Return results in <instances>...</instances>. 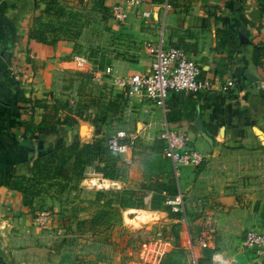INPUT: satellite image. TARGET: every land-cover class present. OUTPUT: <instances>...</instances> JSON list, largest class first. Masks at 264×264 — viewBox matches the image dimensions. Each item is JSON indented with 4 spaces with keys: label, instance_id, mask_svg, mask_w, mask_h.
<instances>
[{
    "label": "crops",
    "instance_id": "0c3cea01",
    "mask_svg": "<svg viewBox=\"0 0 264 264\" xmlns=\"http://www.w3.org/2000/svg\"><path fill=\"white\" fill-rule=\"evenodd\" d=\"M95 1L60 0L78 12L79 33L76 37L57 34L49 43L28 36L32 17L42 9L44 0H0V264L153 261V257L141 261L92 257L94 234L90 231L96 190L122 186L144 191V205L138 207L143 209L126 207L124 213H133L135 218L123 214V222L141 225L161 216L185 227L189 249L190 243L204 238L219 251L221 262L209 264H264V250L240 246L246 229H264V0H140L124 24L110 13V6L122 0H98L103 7ZM142 11L148 16L143 17ZM225 27L232 33L219 43L217 30ZM45 33L47 37L52 34ZM157 45L183 48L213 87L197 93L170 91L163 111L150 99L125 96L104 78L96 94L100 101L117 108L105 110V115L115 124L113 129L123 128L140 141L146 163L143 154L126 148L119 154L125 163L121 179L102 177L90 164L78 181L60 190L55 184L47 186L30 206L23 204L21 193L7 186V177L27 174L32 158L49 146L82 141L78 136L80 114H70L60 117L53 130L32 134L30 145L21 143L24 128L18 120L37 122L42 113L32 101L49 102L63 74L100 70L102 67L91 70L100 56L120 71H146L151 48ZM76 54L83 55L85 62L75 61ZM19 91L29 102H18L22 108L16 117L15 106L22 101L17 100ZM106 121L97 124L107 125ZM164 123L182 130L188 146L203 154L198 165L173 167L157 138ZM90 125V134L106 138L101 131L107 130L101 128L98 133ZM169 173L175 184L170 196L182 193L179 216L167 217L164 209L152 207L153 191L146 187L154 180L166 182ZM94 180H104L108 186L98 187ZM39 210L47 214L45 223L34 219ZM165 235L164 241L169 243L172 234L167 231ZM153 239H159L156 233Z\"/></svg>",
    "mask_w": 264,
    "mask_h": 264
},
{
    "label": "trees",
    "instance_id": "16d2710c",
    "mask_svg": "<svg viewBox=\"0 0 264 264\" xmlns=\"http://www.w3.org/2000/svg\"><path fill=\"white\" fill-rule=\"evenodd\" d=\"M81 3L82 0H76ZM100 7L99 1L96 0ZM264 6V2L261 4ZM78 12L65 7L60 0H44V6L40 9L39 13L33 15L32 25L28 30V36L35 38L39 41L52 43L55 40L57 34L76 37L79 33V25L77 22ZM52 34L47 37L48 33ZM232 31L230 28H221L217 30L219 35V43L227 41ZM99 62L98 68L103 67L104 64L108 63L107 59L100 56L96 59ZM95 62V61H94ZM17 104L14 111V115L19 117L20 110L22 108L18 102H29L28 97H25L21 91L17 94ZM34 105L42 108V113L37 122L32 120H25L20 118L18 122L23 126L24 133L20 137V142L23 144L30 145L34 133L50 131L55 128L57 122H59L58 115L63 108L67 107L66 101H32ZM104 108L94 110L90 107H85V113L80 114L84 119L89 117L92 119V124H97L105 118V110L113 108L112 103L105 102ZM91 109V112L87 110ZM13 115V116H14ZM65 117L68 115L65 114ZM94 122V123H93ZM96 132V131H95ZM133 153H138L141 156L143 162L146 163V158L143 145L137 138L133 139L131 144ZM118 154L115 151L109 149L106 145V140L101 136H93L90 140H74L69 143H59L53 146H49L42 150L39 154L35 155L30 164L28 165L27 174H12L7 177L6 184L8 187L18 190L21 193L22 203L30 206L33 198L39 194L42 189L50 185H57L58 189H63L65 186L71 184V182L78 181L84 172L86 166L93 164L94 169L99 171L102 177L105 178H116L119 174V166L123 168L124 162L118 156L112 155ZM148 159V158H147ZM97 160L98 163L94 164ZM101 165H98L99 163ZM151 172L147 174L150 176ZM156 175V173H154ZM152 180L154 177H149ZM147 188L151 189L154 194H161L162 190L164 194L167 191L168 195H171L175 191L174 179L171 174L166 175V182H160L154 180L153 183L148 184ZM152 202V199H151ZM192 253L195 256V261L198 264V257H203L206 264L210 263L209 257L211 253L210 248H203L199 245H192Z\"/></svg>",
    "mask_w": 264,
    "mask_h": 264
},
{
    "label": "rangeland",
    "instance_id": "374dc122",
    "mask_svg": "<svg viewBox=\"0 0 264 264\" xmlns=\"http://www.w3.org/2000/svg\"><path fill=\"white\" fill-rule=\"evenodd\" d=\"M94 61L95 64L91 65L92 71L94 70V67L99 66L98 60L95 59ZM59 79L60 82L57 83L58 85H55L54 93H50V97L48 98L49 101L59 100L67 102L68 108H63L62 111H60L58 118H65V114L68 116L70 114L77 116L79 115L78 113H83L85 111V107H90L94 110H99L100 108L105 107V101H100V96L96 94L99 84L94 82L91 73L87 72L81 75L63 74L61 75V77H59ZM112 110L113 108L110 109V111ZM113 111H117V108ZM106 118L108 121H106L105 124L107 125L98 126V124H94V130L98 133H100L99 130H101V128L107 130V132L104 130L101 131L103 136L109 135L116 128L115 127L113 129V127L115 126L114 123L110 124L109 120L111 118L105 115L104 119ZM80 120H84L85 122L90 123L92 122V119L89 117H86V119H84L82 116H80ZM93 136V134H90L89 136H86L82 141L86 139L90 140V138H92ZM135 154L139 155L138 153ZM112 155H116L122 160L121 155ZM101 164L102 163L100 162L98 165ZM94 171L101 174L95 169ZM118 172L119 174L125 172V163L123 165V168H120L119 166ZM86 176L88 177L93 175L87 174ZM121 176L122 175L120 174L116 176V178L111 179H121ZM95 184L98 185V187L108 186L102 185L101 183ZM96 191L98 199H95L92 203L93 226H91L92 231H90L91 235L94 234L92 236L94 239L92 257H117L121 258L122 260L132 259L134 261H141L143 259L142 257L150 256L153 257V261H145L143 259V264H193L192 258L195 256L192 253V245L197 244L193 242L191 245V249L187 247V230L184 226V229H182L179 223H173V221L167 222L166 218H163L159 215V218L142 223L141 225L129 222L127 220L123 222V214H127L128 217L130 216V219L135 218L134 215L132 216L133 213H124V209L126 207L127 209H143L138 208L144 205L142 197L144 193L143 190L139 189V187L132 188L122 186L103 188L99 190L97 189ZM165 192L166 193H162V195L154 194L155 196L152 198L151 206L164 209L165 214L163 213V215L167 217L177 216L178 214L182 215L178 211L177 213H172L169 205L164 202L165 195H168L167 191ZM181 220L183 221V217L181 218ZM169 225L171 226L169 227ZM156 231L160 232V238L154 240L153 238ZM167 231H170L172 234V240L169 243H165L164 241V237ZM153 247L157 248L152 249ZM241 248H243V250H255V247ZM153 250L154 252H152ZM198 258V264H206L203 257Z\"/></svg>",
    "mask_w": 264,
    "mask_h": 264
},
{
    "label": "built area",
    "instance_id": "2783aa9c",
    "mask_svg": "<svg viewBox=\"0 0 264 264\" xmlns=\"http://www.w3.org/2000/svg\"><path fill=\"white\" fill-rule=\"evenodd\" d=\"M122 1L123 3H114L110 6V13L119 24L126 23L131 9L136 8L140 3V0ZM141 14L143 17L148 16L147 11H142ZM151 54L152 60L146 71H120L111 62H108L100 70L91 73L92 79L100 84L104 78H107L110 84L118 87L125 96L137 95L150 99L163 111L166 108L164 99L170 91L197 93L210 90L213 87L211 79L201 73L198 62L183 48L174 45L167 47L157 45L151 48ZM73 58L78 63L85 62V58L81 54H76ZM87 111L91 112V109ZM121 138H125V140H121ZM157 138L162 140V150L172 161L174 168L183 164L196 166L203 159L201 152L188 146L187 138L182 130L164 123L157 132ZM133 139L134 135L126 133L123 128H115L105 138L107 147L118 154L126 148H130ZM162 192L164 193V191ZM164 202L169 205L171 210L182 212V193L180 191L172 196L165 195ZM34 219L40 223H45L48 220L47 214L43 210L37 211ZM156 237L160 238L159 231L156 232ZM196 244L211 249L209 257L211 263L212 261L221 262L219 251L209 245L206 239L198 238ZM191 245L192 243H190ZM240 246L255 247L256 252H262L264 250V229H246L240 239ZM100 264L110 263L103 261ZM194 264H197L196 261Z\"/></svg>",
    "mask_w": 264,
    "mask_h": 264
},
{
    "label": "water",
    "instance_id": "95a60500",
    "mask_svg": "<svg viewBox=\"0 0 264 264\" xmlns=\"http://www.w3.org/2000/svg\"><path fill=\"white\" fill-rule=\"evenodd\" d=\"M247 77H249V74H247ZM91 130H92V127H91L90 123L85 122L84 120H79V122H78V136L81 140L85 139L86 136H89Z\"/></svg>",
    "mask_w": 264,
    "mask_h": 264
},
{
    "label": "bare ground",
    "instance_id": "6f19581e",
    "mask_svg": "<svg viewBox=\"0 0 264 264\" xmlns=\"http://www.w3.org/2000/svg\"><path fill=\"white\" fill-rule=\"evenodd\" d=\"M95 183H101L102 185H106L104 180H94Z\"/></svg>",
    "mask_w": 264,
    "mask_h": 264
}]
</instances>
